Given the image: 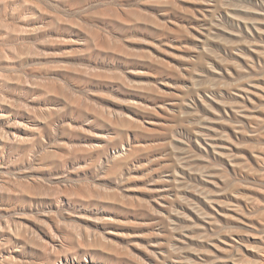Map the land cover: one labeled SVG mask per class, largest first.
<instances>
[{
	"label": "rangeland",
	"instance_id": "374dc122",
	"mask_svg": "<svg viewBox=\"0 0 264 264\" xmlns=\"http://www.w3.org/2000/svg\"><path fill=\"white\" fill-rule=\"evenodd\" d=\"M0 264H264V0H0Z\"/></svg>",
	"mask_w": 264,
	"mask_h": 264
}]
</instances>
